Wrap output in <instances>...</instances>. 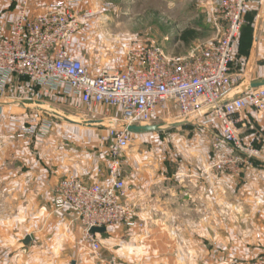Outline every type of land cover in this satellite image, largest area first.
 Listing matches in <instances>:
<instances>
[{
	"label": "built area",
	"instance_id": "built-area-1",
	"mask_svg": "<svg viewBox=\"0 0 264 264\" xmlns=\"http://www.w3.org/2000/svg\"><path fill=\"white\" fill-rule=\"evenodd\" d=\"M83 2L53 0L39 13L30 9L32 0H23L9 28L0 22V97L6 96L14 79L24 78L52 99L59 92L78 97L86 109V122H101L98 124L102 126L107 121L108 133L102 141L109 142V167L106 172L99 168L98 174L108 182H87L69 174L59 179L53 189L55 210L73 211L74 220L84 228L86 255L99 259L102 244L99 234L90 233L92 227H146L145 221L138 218L124 172L123 158L133 133L116 128L115 123L121 120L148 126L170 117L176 122L206 127L218 123L222 134L215 146L230 144L238 150L225 163H264V144L245 143L237 126L242 112L249 108L264 114V85L232 94L237 83L232 74L235 46L251 0H220L210 15L218 39L197 45L184 57H173L157 44H137L128 49V63L123 69L105 68L98 74L73 53L81 19L94 16L92 10L83 9ZM258 2L264 6V0ZM222 101L225 102L212 113L201 116L204 109ZM111 108L118 109L119 114L110 116ZM3 109L0 102V114ZM39 117L31 120L29 127L21 120L17 122V138L30 143L29 136L38 135L36 143L44 142L53 122L42 118V114ZM220 264H264V254L231 258Z\"/></svg>",
	"mask_w": 264,
	"mask_h": 264
},
{
	"label": "crops",
	"instance_id": "crops-1",
	"mask_svg": "<svg viewBox=\"0 0 264 264\" xmlns=\"http://www.w3.org/2000/svg\"><path fill=\"white\" fill-rule=\"evenodd\" d=\"M22 1L0 0V22L6 28L17 19ZM52 1L32 0L30 9L33 12H44ZM175 1L186 4L189 0ZM193 1L197 12L206 11L209 15L220 2ZM94 7V0H84V10H93ZM232 74L237 79L232 94L264 85V6L258 0H251L246 24L235 46ZM40 93L41 90L31 93L37 98L24 95L15 98L11 97L14 93L8 89L6 96L0 97L4 108L0 114V163L3 164V170L0 171L3 178L0 194L4 196L7 210L15 202L17 209L34 212V224L28 233L31 241L28 246L25 245L24 251L19 252V257L33 260L34 264H65V259L70 264H91L95 258L86 255L84 228L74 220L71 209L55 210L53 189L59 179L69 174L77 175L87 182L107 183L108 178L100 176L98 169L107 171L108 151L99 149L90 152L86 129L91 127L61 118L62 113L56 108H51L50 112L40 110V113L55 116L75 127H82L83 130L77 133V140L51 137L42 143L31 144L16 139V119L19 117H13L12 113L19 112L21 108H18L19 105L9 104L8 100H35L36 103L42 101L50 105L38 99ZM41 94L46 95L50 102L70 103L71 100H77L85 109L76 96H66L59 92L56 99H52L49 94ZM118 114L119 110L116 108L109 110L110 116ZM237 126L243 130L248 144H264V114L249 108L242 112ZM228 145L221 147L227 150ZM218 159V156H209L207 165H196L195 171L188 172L186 165L185 170L178 172H136L127 177L128 184L132 185L130 195L136 204L138 218L144 220L149 228L144 236L145 243L140 245L139 241L143 238L141 234L130 236L129 227L125 224L111 227L105 234H100L103 238H100L102 249L99 264H202V243L205 237H210L212 241H219L221 237L220 195L229 196L227 210L232 213V217L230 214L227 217L228 226L233 223V230H228L225 239L227 258H255L263 255L264 163L255 160L237 168L228 165L231 167L230 174H220L216 171L220 165V161L215 162ZM226 160L223 162H227ZM3 226L8 228L7 232H3L6 239L10 236V221H4ZM188 226L196 228L195 234L189 235L185 229L182 230ZM172 227H179V234L171 232L169 228ZM204 228H211V231ZM188 243H195L194 249L190 250L191 256H188Z\"/></svg>",
	"mask_w": 264,
	"mask_h": 264
},
{
	"label": "rangeland",
	"instance_id": "rangeland-1",
	"mask_svg": "<svg viewBox=\"0 0 264 264\" xmlns=\"http://www.w3.org/2000/svg\"><path fill=\"white\" fill-rule=\"evenodd\" d=\"M169 1L94 0L95 7L92 10L94 16L91 19H81L80 27L73 41V53L81 58L95 74H98L105 68L123 69L128 63V49L137 44H157L162 46L173 57H184L197 45L210 43L218 39L217 32L212 27L209 13L206 11L205 13L197 12L195 1L189 0L186 4L175 0ZM197 13L199 14L198 16L196 15ZM192 27L198 30L199 36L188 46L179 40V37L185 29ZM10 87L9 90L14 93L11 94V97L15 98L20 95L34 98L36 96L31 95V93L39 91L38 87L30 85L24 78L15 79ZM41 93L40 95L42 96L39 95L38 99L44 100L50 105L42 101L36 103L34 102L35 100H8L9 104H16L17 106L19 105L18 108H21L19 112L13 111L12 113L14 114L13 117H19L16 122L21 120L26 127H29L30 121L41 116L42 113L40 112L42 110L46 109L47 112H50L51 108L61 111V118L67 117L80 124L86 123V120H88L86 110L79 105L77 100H71V104L64 101L50 102L48 97ZM99 110L102 113L105 112V110ZM42 118L53 122V129L44 137V141L49 140L51 137H67L69 140H72V138L77 140V133L83 130L82 127H75V125L69 124L55 116L42 114ZM91 119L96 120L93 117ZM98 123L101 122H95L93 127L86 129L89 134L87 138L90 141L88 149L90 152H95L99 149L108 151L109 148V142L105 143L102 141V137L108 133L106 127L108 123L103 121L102 126ZM166 123H176V120L170 117L166 120H158L152 125L162 126ZM238 130L240 137L247 143L244 139L243 130L241 131L239 127ZM221 134L222 126L218 123L210 127L189 123L165 130L133 133L132 144L126 150L123 158L125 176L126 178L130 177L136 172L140 174L178 172L181 169L185 170L186 165H188V172L195 171L196 165L198 167L207 165L209 156L211 157L212 155L213 157H219L215 161H220L216 171L220 174H230L229 169L232 166H228L229 164L223 161L235 157L238 154V150L230 144V146H227V150L222 147H216V139ZM37 137L39 136H29V139H31L29 142L35 144ZM15 138L17 139V134ZM2 166L3 164L0 163V171L3 170ZM2 185L3 178L0 176V186ZM130 187L132 188V185ZM206 198L207 196H205V200ZM219 201L221 219L219 229L221 237L219 241H212L210 237H205L202 243V264H220L231 259L226 256L228 248H226L227 242L225 240L228 230H233V223L228 226L227 218L230 215L232 217V213L227 210L229 196L220 195ZM15 205H17L15 202L11 203V209L7 210L4 196L0 194V264H34L33 260L28 261L19 257V252L24 251L26 246L30 244V242L27 245L24 244V240L27 237H31L28 233L32 230L34 224V212L25 209L21 211ZM4 221H10L11 224L10 236H7L6 239H4L3 232L4 230L7 232L8 228H4ZM128 229L130 236L131 234L143 235L139 242L141 246L144 245V236L147 235L149 228ZM169 229L171 232L179 234V227ZM183 229L186 230L187 234L193 235L196 228L188 226ZM204 230L211 231V228H204ZM97 238L100 240L103 235L99 234ZM194 246L195 243H188V256H191L190 250H193ZM189 259L192 258L189 257ZM65 260V264H70L68 259ZM98 260V258H95V261L91 264H99Z\"/></svg>",
	"mask_w": 264,
	"mask_h": 264
},
{
	"label": "water",
	"instance_id": "water-1",
	"mask_svg": "<svg viewBox=\"0 0 264 264\" xmlns=\"http://www.w3.org/2000/svg\"><path fill=\"white\" fill-rule=\"evenodd\" d=\"M224 102L225 101H222L216 105L214 104V105L207 107L206 109H204L201 112V116H206V115L212 113L217 107H220ZM64 119L71 122V123L78 124V122L71 120L67 117H65ZM184 124H185L184 122H176V123H166L162 126H160V125L140 126V125H129L126 122L119 120L115 123V127L118 129H125L126 128L127 130H129L132 133H142V132H149V131H155V130H165V129L172 128V127H179V126H182ZM83 125L90 126V127L94 126V124L92 122H86V123H83ZM106 232H107V227H105V226H103V227H92L90 229V233L93 235L105 234ZM30 241H31V237H27L24 240V244L27 245V244H29ZM72 264H75V262H72Z\"/></svg>",
	"mask_w": 264,
	"mask_h": 264
},
{
	"label": "trees",
	"instance_id": "trees-1",
	"mask_svg": "<svg viewBox=\"0 0 264 264\" xmlns=\"http://www.w3.org/2000/svg\"><path fill=\"white\" fill-rule=\"evenodd\" d=\"M244 26H243V28H244ZM243 28H242V30H243ZM198 36H199V33L196 29L187 28L180 34L179 40L183 41L186 45H188V44H190L191 41L197 39Z\"/></svg>",
	"mask_w": 264,
	"mask_h": 264
}]
</instances>
